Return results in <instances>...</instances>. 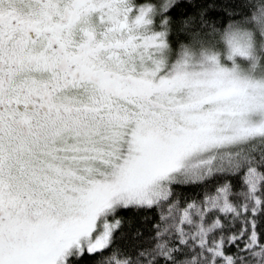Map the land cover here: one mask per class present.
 Returning a JSON list of instances; mask_svg holds the SVG:
<instances>
[{
	"label": "snow or ice",
	"instance_id": "snow-or-ice-1",
	"mask_svg": "<svg viewBox=\"0 0 264 264\" xmlns=\"http://www.w3.org/2000/svg\"><path fill=\"white\" fill-rule=\"evenodd\" d=\"M0 264H264V0H0Z\"/></svg>",
	"mask_w": 264,
	"mask_h": 264
}]
</instances>
